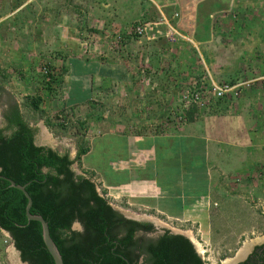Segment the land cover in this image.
Segmentation results:
<instances>
[{"label": "rangeland", "instance_id": "rangeland-1", "mask_svg": "<svg viewBox=\"0 0 264 264\" xmlns=\"http://www.w3.org/2000/svg\"><path fill=\"white\" fill-rule=\"evenodd\" d=\"M178 23V17L163 18L149 0H0V127L3 109L15 102L37 128L36 144L71 159L92 147V155L81 154L72 168L115 209L152 222L151 237L164 229L192 235L205 264H224L244 242H252L248 255L264 243V156H246L251 146L225 142L236 135L242 142L257 130L264 139V79L254 80L264 75V0H206L187 31ZM137 24L141 34L134 31ZM206 68L219 82H244L249 95L199 113L184 107L182 90ZM214 126L222 143L212 156L202 136L214 133ZM150 134L156 135L160 156L152 162L158 170L172 177L182 171L181 180L170 182H182L184 201L206 199L205 234L199 223L170 216L178 213L180 188L169 187L168 200L143 205L107 197L108 164L100 151L105 140L113 142L107 147L116 159V143L132 146L134 136ZM261 141L253 148L264 154ZM0 264H25L2 229Z\"/></svg>", "mask_w": 264, "mask_h": 264}, {"label": "trees", "instance_id": "trees-1", "mask_svg": "<svg viewBox=\"0 0 264 264\" xmlns=\"http://www.w3.org/2000/svg\"><path fill=\"white\" fill-rule=\"evenodd\" d=\"M0 127V229L12 239L20 259L27 264H54L46 249L40 222L25 215L27 199L31 214L43 217L63 264H205L180 233L156 231L150 221L124 216L115 209L95 183L76 173L67 152L35 143L37 128L23 118L19 106L9 102L2 111ZM80 229H73L74 223ZM238 264H264V243Z\"/></svg>", "mask_w": 264, "mask_h": 264}, {"label": "crops", "instance_id": "crops-1", "mask_svg": "<svg viewBox=\"0 0 264 264\" xmlns=\"http://www.w3.org/2000/svg\"><path fill=\"white\" fill-rule=\"evenodd\" d=\"M152 4L155 5L156 10L161 14L163 18L167 17H178L180 19V22L182 24L178 23V27L184 28V30L187 31L189 26V22H191L198 13V9L200 4H202L206 0H149ZM167 16V17H166ZM166 20V19H165ZM188 20V21H187ZM194 22V21H193ZM172 30H174L173 26L170 24L168 25ZM189 31V30H188ZM116 77L117 79H121L120 81L124 80V73L120 71L118 68L116 71ZM264 79V75L259 76L258 78H254V80H262ZM249 95L248 90L245 92L244 96ZM208 125V124H207ZM209 126H207V130L209 132ZM213 132L209 136L203 135L202 138L206 141L205 150L208 154L209 151L212 152V156H215L217 153H215V150L213 152V148L217 147V145L222 143V139H218V130L217 126L213 127ZM242 136V135H240ZM262 134L260 130H257L255 136H248L243 140L242 142L237 143L238 139H240L237 135L235 136V139L233 141H225L227 144L231 145H243L244 146H251L252 148L249 149L246 156H264L263 152L255 151L253 146H258L259 143L261 144L264 139L261 138ZM102 137V136H101ZM156 135H148L144 137H137L134 136L133 138L136 140H132V146H125L126 142L120 141V148L119 143H116L117 145V157L116 159L112 158L110 159V153H114V150H109L107 146H110L113 144L112 141L105 140V145L100 150L102 153V162L104 163V166L106 163L108 166L104 169H106L107 175L104 176V183L105 191L107 197L112 201H118L119 199H127L128 203H134L143 205L144 202L148 199V201L153 202L159 201V199H167L165 196L169 192V187L175 189V187L180 188V198H177V196H174V203L178 204V213H170V216L179 218L180 220H191L199 223L198 225V231H200L201 235L205 234L206 224L203 222L202 219V210H205L206 207V199L203 195H200L194 199H191L190 201L185 200L183 197V190L185 189L182 185V182L180 184V181L175 182L173 185V182H170V180L183 178L182 171L178 169V175L179 176H169L168 173H162L157 168V162H152L154 159V156H160L158 154L157 146L154 143ZM139 138L146 139V140H137ZM261 138V140H260ZM237 139V140H236ZM121 140V139H120ZM224 141V140H223ZM136 144V143H138ZM120 149V151H119ZM93 148L90 147L89 150L86 152L84 156H90L92 155ZM166 151V150H165ZM106 153L105 155L109 154L108 156H104L103 153ZM206 154V155H207ZM209 155V154H208ZM163 156H167V153ZM182 156V155H181ZM108 157V158H107ZM114 160V161H113ZM157 171L158 175L155 173ZM152 172V173H151ZM172 173V172H170ZM187 183H185L186 186ZM170 185V186H169ZM188 191V190H187ZM174 193V192H172ZM169 194V193H168ZM171 194V193H170ZM169 194V197H170ZM162 202V201H161ZM173 209V208H172ZM176 211V210H175ZM192 212L191 214H194V216L189 215V212ZM167 212V209H166ZM196 212V213H195ZM177 214V215H176ZM203 237V236H202Z\"/></svg>", "mask_w": 264, "mask_h": 264}, {"label": "built area", "instance_id": "built-area-1", "mask_svg": "<svg viewBox=\"0 0 264 264\" xmlns=\"http://www.w3.org/2000/svg\"><path fill=\"white\" fill-rule=\"evenodd\" d=\"M143 29V26L137 24L134 31L141 34ZM44 72L47 73L46 68ZM190 81L181 92L185 100L184 107H192L197 113L205 111L216 104L226 103V105L233 106V103L244 96L242 87L245 85L244 82L238 84L219 82L207 68L197 74V78ZM182 123H184V120H182Z\"/></svg>", "mask_w": 264, "mask_h": 264}, {"label": "water", "instance_id": "water-1", "mask_svg": "<svg viewBox=\"0 0 264 264\" xmlns=\"http://www.w3.org/2000/svg\"><path fill=\"white\" fill-rule=\"evenodd\" d=\"M7 180H8V182L10 183V185L12 187L22 191V193L24 194L25 198L27 199V204L25 206V215H26L27 219L28 220H35V221L40 222V224L42 226L43 242H44V245H45L46 249L48 250V252L50 253V255L52 257V259L54 261V264H63V261H62V258L60 256V253H59L56 245L54 244L52 238L50 237L47 222L43 219L42 216L37 215V214H31L30 211H29V209L31 207V204H32V200H31V197L29 196V194L27 193V191L25 190V185H18L11 179H7ZM133 219L139 220L137 218H133ZM77 224L79 225V223H77ZM183 235L186 236L191 241V243L193 244L196 252L198 254H200V252L196 249V246H195L193 240L188 235H185V234H183ZM251 245H252V242H244L242 244L241 248L238 249V251L236 252L234 257L229 259L227 264H238L239 262H241L244 259H246L247 255H248L247 253L250 250ZM13 248L15 249L14 245H13ZM24 263L27 264L26 262H24Z\"/></svg>", "mask_w": 264, "mask_h": 264}, {"label": "bare ground", "instance_id": "bare-ground-1", "mask_svg": "<svg viewBox=\"0 0 264 264\" xmlns=\"http://www.w3.org/2000/svg\"><path fill=\"white\" fill-rule=\"evenodd\" d=\"M190 236H191V239L193 240V242L195 243V246H196L197 250H198L199 252H204V249H203V247L201 246V244H200L196 239H194V237H193L192 235H190ZM228 261H229V260H226V261L224 262V264H227ZM222 264H223V263H222Z\"/></svg>", "mask_w": 264, "mask_h": 264}]
</instances>
